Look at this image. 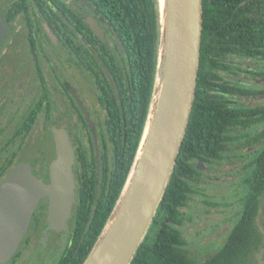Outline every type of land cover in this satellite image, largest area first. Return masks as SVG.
I'll use <instances>...</instances> for the list:
<instances>
[{"label":"flooded vegetation","instance_id":"flooded-vegetation-1","mask_svg":"<svg viewBox=\"0 0 264 264\" xmlns=\"http://www.w3.org/2000/svg\"><path fill=\"white\" fill-rule=\"evenodd\" d=\"M201 7L198 128L187 140L196 172L166 220L197 261L223 246L264 150V0ZM0 36V184L19 163L49 183L55 130L72 147L74 180L65 225L48 228L49 196H41L2 264H57L78 229L75 211L111 203L134 155L155 75L158 0H0ZM261 253L264 240L259 262Z\"/></svg>","mask_w":264,"mask_h":264},{"label":"water","instance_id":"water-1","mask_svg":"<svg viewBox=\"0 0 264 264\" xmlns=\"http://www.w3.org/2000/svg\"><path fill=\"white\" fill-rule=\"evenodd\" d=\"M159 43L146 117L119 194L81 264H130L144 240L175 168L195 96L201 0H158ZM1 37V36H0ZM57 157L49 183L17 164L0 184V264L26 233L41 196H49V229H61L74 202L72 147L54 131Z\"/></svg>","mask_w":264,"mask_h":264},{"label":"trees","instance_id":"trees-1","mask_svg":"<svg viewBox=\"0 0 264 264\" xmlns=\"http://www.w3.org/2000/svg\"><path fill=\"white\" fill-rule=\"evenodd\" d=\"M194 116L195 107L192 105L175 168L150 228L130 264H257V256L264 240L263 233L256 221L260 204L264 200V150L253 161L252 171L246 181L247 188L240 201L239 218L228 233L223 246L215 254L202 261L192 259L187 252L188 249L184 246L179 230L167 226L166 220H169L173 214L179 211L188 197L190 187L188 179L190 174L196 172L190 164L194 156L187 145L188 137L195 133L198 128ZM212 126L216 127L217 124L214 123ZM193 179L197 180L195 177ZM122 184L118 187V194ZM116 198L101 208L97 206L92 214H89L90 205L79 206L74 214L78 229L71 239L72 245L61 256L57 264L82 263L108 217Z\"/></svg>","mask_w":264,"mask_h":264},{"label":"rangeland","instance_id":"rangeland-1","mask_svg":"<svg viewBox=\"0 0 264 264\" xmlns=\"http://www.w3.org/2000/svg\"><path fill=\"white\" fill-rule=\"evenodd\" d=\"M47 149H48V145H47ZM230 178L228 179H224V180H229ZM225 190V189H224ZM237 197H239V194H237ZM232 200V199H230ZM259 217L261 218V220L264 219V200L261 202V209H259ZM260 262L258 261V264H264V253H261L260 254ZM257 260H258V256H257Z\"/></svg>","mask_w":264,"mask_h":264}]
</instances>
